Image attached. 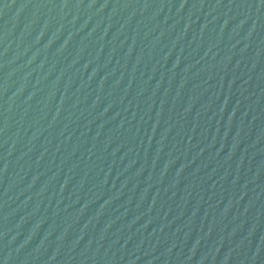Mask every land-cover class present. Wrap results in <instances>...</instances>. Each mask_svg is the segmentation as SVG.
<instances>
[{"label":"water","instance_id":"water-1","mask_svg":"<svg viewBox=\"0 0 264 264\" xmlns=\"http://www.w3.org/2000/svg\"><path fill=\"white\" fill-rule=\"evenodd\" d=\"M264 223V0H0V264H240Z\"/></svg>","mask_w":264,"mask_h":264}]
</instances>
